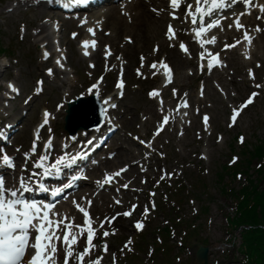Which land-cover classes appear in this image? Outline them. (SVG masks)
<instances>
[{"label":"rangeland","instance_id":"374dc122","mask_svg":"<svg viewBox=\"0 0 264 264\" xmlns=\"http://www.w3.org/2000/svg\"><path fill=\"white\" fill-rule=\"evenodd\" d=\"M0 2H4L0 4V49L9 50L7 54L9 58L0 55V85H4L0 87V121L5 123L16 114L18 117L20 110L24 108L21 97L3 98L4 95H14L5 93V83L11 80L23 93L30 94L34 91L38 78H45L44 70L52 68V64L41 63L40 51L43 47L40 46L44 44L39 42L40 39L44 42L43 38L51 34L52 27L42 29L41 38H37L36 33L43 23L39 18L41 13L36 11L34 13L24 6V10L28 9L24 14L16 12L4 14L3 10L10 5L8 2L11 4L15 2L10 0ZM254 9L259 10L256 6ZM49 12L51 13L50 10ZM258 17L253 21L254 16L250 19L249 31L247 30L253 37L252 44L249 45L243 35L236 39L242 43L238 45L236 56L243 66L239 64L228 66L223 62L226 66L217 69L218 71L207 69L201 74L195 72L192 60L196 59L194 56L190 58L189 55L187 57L189 61L185 60L189 63L183 66L186 67L184 73L190 77L188 80L176 79L170 89L164 88L166 93L161 91L160 96L164 101L162 109L160 100L149 96L150 91L156 90L158 86L151 84L154 81L146 79L149 72L141 57L139 58V52L128 59L132 69L115 68L118 63H121L122 67L123 63L120 60L122 55L120 57L116 55L109 61L105 60L100 67L93 68L94 62L80 60L77 40L73 38L77 32L71 28L69 32L66 30L60 35L62 42L68 46L70 56L69 65L66 61L64 67L66 72L53 73L50 80H46L49 88L27 107L30 109L31 117L22 124L23 128L14 135V139H10L12 143L9 149L18 157L15 175L18 182L23 174L32 177L36 168L35 159L45 152L50 155L53 145L57 148L59 144L62 145V138L68 137L63 129L66 103L79 96H87L92 86L99 84L100 77L105 79L102 87L106 93L111 89H113L111 92H114L119 74L125 72L127 89L124 99L117 102L118 109L112 113L117 121L115 127L119 129L117 138L109 151L101 152L105 158L116 154L114 159L109 160L114 164L102 165L101 174L97 178L101 180L106 173L124 167L130 170L124 178L121 177L120 182L115 181L107 191L94 192L88 188L93 195L89 197L91 194L89 193L84 203L87 206V201H92L89 212L98 226L105 217L116 218L112 228L108 230L111 233L112 229H115L114 235L102 237L101 233L104 230L99 232L95 240L97 249L92 259L99 255L103 256L101 264H113V258L115 264H132L134 260L139 261V264H159L161 255L156 251L153 242L154 238H158L154 232L166 224L168 217H172L187 221V229L185 228L187 233L195 229V233L193 232L188 239L189 244L182 247L180 236L184 234L182 230L185 222L179 226L180 236H172L167 240L163 238L168 242V246H176L172 248L170 257L172 264H196L198 242H203L210 248L209 264H241L240 231L228 226L226 218L234 214L236 205L235 199L231 196V189L239 190L246 182L244 177L239 179L236 175L225 174L223 169L226 166L232 168L233 165L243 162V168L240 169L249 173L251 180L257 182L259 178L256 171L259 166L258 159H252L251 164L246 162L251 158L249 152H253L257 146H264V13ZM231 18L235 20L233 15ZM232 22L234 24V21ZM21 24H24L23 34L20 33ZM257 26L262 31L257 32ZM231 28L235 29L234 25ZM160 31V36L166 33V29ZM159 41L158 39L152 41L143 51L155 53L154 49ZM165 55H170L169 49L158 55L157 59ZM227 55L232 56L230 52ZM6 65L9 68L4 67ZM176 73L178 76L177 68ZM258 84L261 87L257 88ZM253 92H258L259 95L251 105L243 108L233 124L231 121L233 109H239ZM183 100H187L189 107L185 108V111L184 108L180 111L179 105ZM58 104L63 105L57 108ZM176 108L179 109L176 113L179 115L175 122L180 130H173L172 118L163 131L155 134L163 117L173 114ZM44 109H48L51 116L48 126L42 131V142L37 143L40 149L35 155L30 151L33 127L41 119ZM205 115L210 118L207 128L203 120ZM49 129L54 130L55 135H47ZM85 132H80L79 136ZM181 132L184 134L181 135ZM241 136L244 137L243 143L239 141ZM49 139L52 148L45 149L43 145ZM25 153H28L27 157ZM237 157L240 158V162L237 160V163L231 165ZM128 163L133 164L134 169L126 165ZM166 173L172 175L168 176ZM124 184L128 187H123ZM259 186L260 190L263 189L264 181ZM115 200H120L121 203L116 204ZM102 204L105 208L101 207ZM69 205L74 212L73 205L71 203ZM133 205L136 206L134 209ZM145 208H148L147 213L144 211ZM126 211H131V215L124 216L123 213ZM118 213L120 215H117ZM68 218L80 219L71 217V213ZM83 221L79 220L77 224H83ZM137 221L143 223L142 229L135 227ZM106 226L110 225L105 222L104 228ZM146 231L149 233L144 236V240L141 238L143 235L135 237L138 233ZM128 240L132 241L131 251L124 248ZM105 241L109 245L107 253L102 251V244ZM83 245L84 239L77 246V251L82 250ZM130 254H134L133 259L129 258ZM59 258V264H63V255Z\"/></svg>","mask_w":264,"mask_h":264},{"label":"snow or ice","instance_id":"6c2138e0","mask_svg":"<svg viewBox=\"0 0 264 264\" xmlns=\"http://www.w3.org/2000/svg\"><path fill=\"white\" fill-rule=\"evenodd\" d=\"M183 2L184 6V19L190 20L192 25H195L192 29L194 32L195 38L198 41L202 49L205 48V45H214L217 42V38L212 36L207 38V34L210 33L213 29L222 28L223 20L227 19V16L217 15L216 10H223L229 7L227 0H168V3L172 9L169 15L173 20L180 19L178 16V10L181 7ZM243 3L246 8H251L256 6L259 8V11L264 13V4L254 5V0H231V4ZM156 11V9H154ZM245 14L250 15L251 12L245 13L241 11L234 20V24L237 30L245 29V26L241 23V17ZM211 18V19H206ZM260 17H258L259 19ZM85 24L88 23L87 20L84 21ZM232 27V25H229ZM57 29L59 25L57 24ZM92 35L95 37L97 30L95 28L89 29ZM256 31H262V29L257 26ZM79 33L74 34V38L78 36ZM169 40H174L176 38V30L174 29L171 23L167 26V31L165 33ZM243 38L249 45L252 44L253 37L245 29L243 33ZM131 39V38H129ZM241 41L237 40L235 44L226 45L225 48H235L237 44ZM99 46L97 40L85 41L83 44L84 55L90 56L91 52L88 49H96ZM180 48L185 52L189 53V48L183 42L180 43ZM154 51L159 52V45L156 46ZM107 54L109 56L113 55L111 47L109 46ZM190 54V53H189ZM51 56V53L45 51L44 58L48 59ZM201 60L207 58V68L212 69L213 67L226 66L219 53L213 54L206 49L200 53ZM66 60L67 57H64ZM123 60V57H120ZM142 61L146 60V57H141ZM61 68L65 67L62 61H57ZM94 68L95 65H92ZM151 68L157 69V72L160 69H163V74L166 76L167 82L171 83L173 79V69L166 61L154 62L150 65ZM204 65H201L203 70ZM139 71V70H138ZM157 73L154 72L153 75ZM48 75H53V69H48ZM142 75V73H141ZM253 79H255V73L252 74ZM99 84H94L93 89H98ZM13 93L19 94L20 89L16 87L14 83L8 85ZM121 89L120 95H123V89L125 87V82L123 80V72H121V79L117 85ZM261 85H257V88ZM176 90H174L175 92ZM203 94V93H201ZM187 95L186 93L184 94ZM259 95L258 92H253L251 96L241 105L239 109H233L231 121L234 124L237 120L238 115L246 108L248 105H251L254 99ZM149 96L152 98H158L160 100L161 109L163 106V99L160 96L159 90H152L149 93ZM111 98L109 97L105 103H108ZM112 107H117V105L112 104ZM189 104L187 100H183L179 105V108H188ZM179 109H177L178 111ZM199 109H197V112ZM50 113L45 110L43 113V124H47L49 121ZM171 114L165 115L160 122L159 126L156 128V133L159 134L163 131L164 127L170 123ZM209 117L204 116V125L209 127ZM190 123V121H189ZM42 125H38V128ZM50 131V129H49ZM181 135L184 133L181 132ZM39 139L37 134L33 140L32 147L30 151L35 154L37 152L36 141ZM222 139V137H221ZM240 142H244V137H240ZM91 144L92 141L87 142ZM45 149L52 148L51 139H49L43 145ZM27 157L28 153L24 154ZM163 155V153H161ZM81 158V153H76L71 155L64 153L55 158V160L49 163L50 156L47 152L42 153L34 161V165L40 171L36 172L34 175L37 179L40 176H50V175H59L62 169V166L71 167ZM206 158V157H205ZM0 163L8 167H15L14 158L7 154L6 151L0 149ZM126 168H121L116 172L106 173L104 175L103 181H97L98 184H108L114 181L116 177H119L122 172H125ZM170 176L172 173H166ZM163 178V177H162ZM31 179V177H29ZM36 184V181H32ZM123 187L127 188L128 185L124 184ZM48 191L43 182H39L35 188L29 187V182L26 181L23 177L19 179L18 185L7 186L4 177L0 176V264H59V252L63 250V264H101L103 256H96L95 259H92L94 251L97 249V244L94 243V240L97 238L98 229L94 227L95 221L90 215L89 208L92 201H87V206H82L81 204L73 201L75 207L83 214L84 221L83 224H76L74 219L70 220L67 216H61L56 212L55 205L51 202L37 201L36 199L26 198L24 193L29 191ZM52 194L56 195L62 191L61 188H53ZM119 191V189H117ZM116 204H120V200H115ZM136 206L133 205L134 209ZM154 208L155 205L153 204ZM145 213L148 212V208L144 209ZM117 215H120L119 213ZM124 216L131 215V211H126L123 213ZM115 217L108 218L105 217L104 221H101L99 228L103 229L105 222H111ZM137 229L143 228V223L137 221L135 224ZM115 229H112L111 233L108 230H104L101 233L102 237H108L110 234H115ZM81 238L84 239V245L82 250L77 251V246L80 244ZM132 244L131 240H128L124 245V248L128 251H131L130 245ZM102 251L107 253L109 251V245L105 241L102 244ZM113 264H115V258H113Z\"/></svg>","mask_w":264,"mask_h":264},{"label":"bare ground","instance_id":"6f19581e","mask_svg":"<svg viewBox=\"0 0 264 264\" xmlns=\"http://www.w3.org/2000/svg\"><path fill=\"white\" fill-rule=\"evenodd\" d=\"M16 1H17V5H19V6L31 4L36 8H39V7L46 8V6L48 5L45 2L46 0H16ZM160 2H162V0H160ZM227 2L229 3V7L226 9H223V10H216L217 15L226 16V15L230 14V12L235 8H238V10H237L238 12H241L242 8H244L243 10L246 11V13L248 12V9H251V8L253 9V7L246 9L242 2L237 3V4H231V0H227ZM254 3H255V0H254ZM158 5H160V4L156 0H127L126 4H124L123 7L119 8L118 6L114 5V7L109 9L107 14H103L102 12H97V13H92V14H91V12H85L81 15H78V18L73 17L71 19L70 23H73L76 25L74 30H76L80 26L79 31L82 32V34H79L77 37H82V36L85 37V40L83 41V43L81 45L82 49L80 48L81 49V55H82L80 60H82V62H84V61H95V65L98 67H100L104 63V61L106 60V59H103L101 51H99L95 55H93L91 51H93L94 49H92V48L88 49V51L91 52L90 56L84 55V51H85L83 48L84 42L85 41H92V40H97L101 46L105 45L104 47H102V49H106V47L111 46V48L114 50V52L117 55H122L124 57L125 60L120 59L123 62L129 61L128 59L131 55L137 54L138 52L139 53L143 52V48L146 45H149L152 41H155L157 39V37L160 36V34H161L160 30L163 28L164 22H167V20L163 18L164 16L161 15L162 13L165 12L164 8H166L167 5L165 7H161L159 10L157 9ZM181 8L182 7H180V9L178 11H181ZM154 9H156V11H154ZM258 14H260V11H258V10H254L252 12V14H250V15L245 14L244 16L241 17V23L245 26V28H249L250 19L252 18V16H254V18H252V21H253L258 16ZM48 15H49V12L47 10L43 11L41 13L40 20L47 17ZM102 17H105L103 21L100 20ZM85 20L88 21L87 24L84 23ZM171 23H172V25H174L177 28L176 35L178 37L182 34V31L184 29L187 32L186 27H181V25H180V24H183L186 26V24H184L185 21H183V23H182V22H180L179 19H176V20H172ZM225 23L223 24V28L226 30L229 29V26H227V25L233 24L229 18L226 20ZM41 25H42L41 29L38 31V33H36V36H35L37 38L38 37L41 38V32H42L41 30L48 27L47 24L42 23ZM91 28H95L97 30V34L95 37L89 31V29H91ZM214 30L218 31V28H216ZM241 30L243 31L244 29L237 30L235 27V31L233 33H229V30H228L225 39L220 40V42L225 41L226 43H231L233 41L232 39L235 36H238L242 33ZM97 37H99V38L97 39ZM129 38H131V39H129ZM160 38H162V37L160 36ZM43 41L44 42H42L41 39L39 40V42L43 43L44 45L48 42V44H50L52 46L51 48H53V45H54L53 40L50 39L48 36L44 37ZM186 41L188 42L190 52H192V53H194V55H196V51H195L196 40H194L188 32L186 34ZM169 43H172L171 40H169L168 38H165V39L163 38V40H161L159 42L160 50L167 48L168 47L167 45ZM212 46L213 45H209L208 47L210 48ZM198 48L199 49H196L197 53H199L202 50L199 43H198ZM52 50H54V49H52ZM169 50L171 53L168 56V60L170 62H172V64L178 70L177 79L188 80V78L190 76H188L186 73H184V70L186 69V67H184L183 65L185 64V66H186V64L189 62L184 60V54L179 53L176 48H169ZM46 51H48V50H46ZM107 51H108V49L106 50V52ZM230 52L232 54L231 57H229L228 55L224 56V59H225V62L227 63V65L232 66V65L239 64L240 66H243L240 59L238 58V56H236L238 54V49L231 48ZM53 55H55V54H53ZM51 60L52 59L50 56V58L45 60L44 65L52 64L53 73L62 74V71L58 67V65L56 64V69H55V65L51 62ZM120 66L121 65H118L116 68H119ZM194 67L196 68L195 63H194ZM128 68L132 69L130 64H128ZM215 70H217V69H215ZM183 74H185V75L183 76ZM99 90H101V89H99ZM99 90L90 92L89 95H96L100 99L101 104L104 106L105 121L107 123L110 113H112L115 110V107L111 106L113 104V100H112L113 97L111 94H109L110 96H108V97H102L101 95L103 94V92L98 93ZM6 91H8L7 88H6ZM109 97L111 99L109 100L108 103H105V101L108 100ZM89 108L90 107H88V106L84 107V109H89ZM165 109H167V108H165ZM82 112H83V108H82ZM178 115L175 113L171 114V118H173L172 122L174 123L172 128L174 131L180 130V128L177 126V122H175V118L178 117ZM71 138H72V141L70 142L69 146L77 143L76 142V136H73ZM84 138H85V136L81 137L80 140H83ZM68 148L69 147L60 148V149L66 150ZM17 159H16V161H17ZM121 161H119V162H121ZM105 162H106L105 165L107 164L108 166L114 164V162H108V161H105ZM100 174H101V171L99 169L95 168V169L91 170L88 175H93V176L99 177ZM90 185L94 186L95 184L93 181H91ZM81 189H79L75 193L74 198L76 199V201L78 203L83 205L84 199H87V193H88L85 191H88V189H86V188H81ZM91 191H94V190H91ZM92 195L93 194L91 193L88 196L90 197ZM66 204L68 205V202ZM101 207L105 208V206L103 204L101 205ZM70 213H71V217H73V218L79 216L77 212L71 211ZM62 253H63V251H62Z\"/></svg>","mask_w":264,"mask_h":264},{"label":"trees","instance_id":"16d2710c","mask_svg":"<svg viewBox=\"0 0 264 264\" xmlns=\"http://www.w3.org/2000/svg\"><path fill=\"white\" fill-rule=\"evenodd\" d=\"M250 157L246 160L251 164V160L257 158L264 160V146H257L253 152H249ZM242 164L234 169L226 168L225 172L247 175L245 170L240 169ZM243 168V167H242ZM258 181L249 180L248 184L243 186L238 192L232 191L236 203V213L229 224L233 227H249L242 230V249L244 264H264V188L260 190L259 184L264 181V167L261 166L257 171ZM179 223L175 224L178 226ZM173 228V227H172ZM168 227L159 230L161 234H169ZM188 239V237H187Z\"/></svg>","mask_w":264,"mask_h":264},{"label":"water","instance_id":"95a60500","mask_svg":"<svg viewBox=\"0 0 264 264\" xmlns=\"http://www.w3.org/2000/svg\"><path fill=\"white\" fill-rule=\"evenodd\" d=\"M70 105V117L68 121L70 122V126L68 127L70 129L71 133H75L79 128H87L91 125V118L92 113L96 110V105L94 103L90 105L83 104L85 106L90 107L89 109H84L85 106H78L74 102L69 104ZM75 111L78 113V119L76 121H81L80 123H75L74 113ZM208 252L209 249L207 247H203L202 245H199V249L197 251V262L199 264H208Z\"/></svg>","mask_w":264,"mask_h":264}]
</instances>
